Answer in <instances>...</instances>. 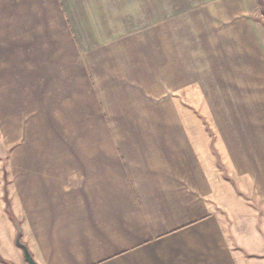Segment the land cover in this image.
Returning <instances> with one entry per match:
<instances>
[{"label": "crops", "instance_id": "obj_1", "mask_svg": "<svg viewBox=\"0 0 264 264\" xmlns=\"http://www.w3.org/2000/svg\"><path fill=\"white\" fill-rule=\"evenodd\" d=\"M143 1L0 0V264H264V25Z\"/></svg>", "mask_w": 264, "mask_h": 264}, {"label": "rangeland", "instance_id": "obj_2", "mask_svg": "<svg viewBox=\"0 0 264 264\" xmlns=\"http://www.w3.org/2000/svg\"><path fill=\"white\" fill-rule=\"evenodd\" d=\"M146 7L155 10V17L159 18L163 29L166 24L175 23L180 36L185 32L192 33L194 40L199 39L200 31L199 19L202 18H230L240 17L242 25L248 23L249 18H254L257 23L264 25V0H145ZM144 2L141 0V3ZM155 5V7H154ZM149 10V9H148ZM229 11L231 13H229ZM239 12V13H237ZM153 17V12L149 10ZM237 13V14H236ZM239 14V15H238ZM148 16V15H146ZM145 16V17H146ZM163 33V32H162ZM199 33V34H197ZM222 45H232L234 40L222 39ZM196 44V42H194ZM227 50V49H226ZM183 90V88H182ZM237 205L234 201H232ZM238 206V205H237Z\"/></svg>", "mask_w": 264, "mask_h": 264}, {"label": "water", "instance_id": "obj_3", "mask_svg": "<svg viewBox=\"0 0 264 264\" xmlns=\"http://www.w3.org/2000/svg\"><path fill=\"white\" fill-rule=\"evenodd\" d=\"M15 244L21 248L22 252H23V256L24 259L27 263L29 264H37L36 261L33 259V257L31 256L29 250L27 249L26 245L21 241V231L17 225V233H16V237H15Z\"/></svg>", "mask_w": 264, "mask_h": 264}]
</instances>
